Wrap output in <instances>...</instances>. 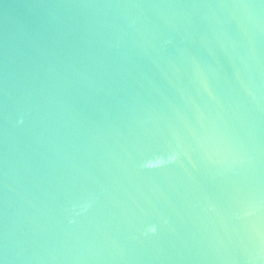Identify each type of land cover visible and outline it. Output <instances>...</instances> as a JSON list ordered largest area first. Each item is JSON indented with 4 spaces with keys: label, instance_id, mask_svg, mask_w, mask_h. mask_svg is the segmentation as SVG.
<instances>
[{
    "label": "water",
    "instance_id": "obj_1",
    "mask_svg": "<svg viewBox=\"0 0 264 264\" xmlns=\"http://www.w3.org/2000/svg\"><path fill=\"white\" fill-rule=\"evenodd\" d=\"M0 264H264V0H0Z\"/></svg>",
    "mask_w": 264,
    "mask_h": 264
}]
</instances>
